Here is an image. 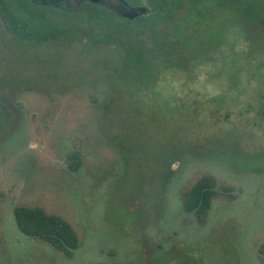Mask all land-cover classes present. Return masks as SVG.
<instances>
[{"label":"rangeland","instance_id":"rangeland-1","mask_svg":"<svg viewBox=\"0 0 264 264\" xmlns=\"http://www.w3.org/2000/svg\"><path fill=\"white\" fill-rule=\"evenodd\" d=\"M45 17L68 29L58 42H20L0 19V264H264V38L228 29L210 62L160 73L153 97L124 84L125 21ZM193 26L209 53L226 18ZM228 43L238 78L216 67ZM202 177L216 193L199 220L183 201ZM17 206L68 221L77 249L22 234Z\"/></svg>","mask_w":264,"mask_h":264},{"label":"trees","instance_id":"trees-1","mask_svg":"<svg viewBox=\"0 0 264 264\" xmlns=\"http://www.w3.org/2000/svg\"><path fill=\"white\" fill-rule=\"evenodd\" d=\"M149 1L152 9L150 8L145 15L140 16L141 14H139L138 18L123 20L128 27L122 31L129 38L122 40L125 42L124 50L127 62L120 66L121 73L126 75L124 78L128 79L124 84L128 87L130 85L135 87L144 95L158 97V95L150 94H154L153 91H156L155 87L158 84L160 73L166 70L188 72L192 69L190 55L192 57H208L209 59L211 52L213 55L218 52L221 43L225 41L224 36L229 33L228 29L242 30L248 40L251 39L255 42L264 38V0ZM82 10H85V13L91 18L109 17L97 7L83 5ZM193 10L194 15L198 18L195 26H193V22H195L192 18ZM211 10L213 12H210ZM215 10L222 14L223 18H226L224 35L220 41L209 47L211 50L209 53L204 50V46L198 50L193 49L191 40L189 41L185 35L186 30L190 25L201 29L200 27H203L208 21V16L215 13ZM180 12L181 17L179 16ZM0 15L8 31L20 42L36 45L49 44L58 42L61 36L68 32V29L50 25L46 17L39 13L38 7L28 5L27 0H0ZM173 18L177 20L171 24ZM226 47L228 49L224 59H221L220 64L216 67L222 66V70L224 66L226 70L234 69V73L236 70L234 75L238 78L240 73L245 70L246 63L243 64V68L240 67L238 65L240 53L230 43ZM252 52L256 54L258 50ZM252 55L250 53L246 57ZM205 61L207 62L206 59ZM235 81L232 82L235 84ZM260 116L264 117V114L262 113ZM74 156L76 157L75 154ZM215 193L213 179L210 177L200 178L187 193L183 201L184 210L193 212L197 219L201 220L210 208ZM13 216L17 228L25 236L44 241L67 256H70L78 247V236L75 230L61 216L48 214L40 207L28 206L15 207Z\"/></svg>","mask_w":264,"mask_h":264},{"label":"flooded vegetation","instance_id":"flooded-vegetation-1","mask_svg":"<svg viewBox=\"0 0 264 264\" xmlns=\"http://www.w3.org/2000/svg\"><path fill=\"white\" fill-rule=\"evenodd\" d=\"M27 2L28 5L31 4L38 7L39 13L44 16L46 14V10L62 14L70 13L73 16H81L85 13V10H82L83 5L100 8L103 13L109 16L117 17L119 20L129 18L124 15L125 13L136 16L133 18L135 19L139 17V14H141L140 16H143L149 10L146 8L144 0H27ZM139 9L142 10V13L138 12ZM225 37L226 35L224 36V40ZM261 112L264 114V104L262 105Z\"/></svg>","mask_w":264,"mask_h":264},{"label":"water","instance_id":"water-1","mask_svg":"<svg viewBox=\"0 0 264 264\" xmlns=\"http://www.w3.org/2000/svg\"><path fill=\"white\" fill-rule=\"evenodd\" d=\"M138 12L142 13V10L139 9ZM124 15H125V16H128V17L131 18V19H132L133 17H135L134 15L126 14V13H125ZM130 15H131V16H130Z\"/></svg>","mask_w":264,"mask_h":264}]
</instances>
